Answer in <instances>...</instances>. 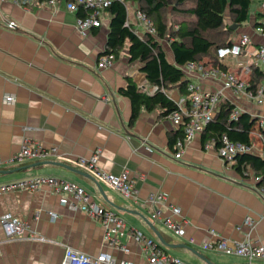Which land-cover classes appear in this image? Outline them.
<instances>
[{
	"label": "crops",
	"instance_id": "obj_1",
	"mask_svg": "<svg viewBox=\"0 0 264 264\" xmlns=\"http://www.w3.org/2000/svg\"><path fill=\"white\" fill-rule=\"evenodd\" d=\"M130 4L134 19L128 12L127 21L142 34L145 26L135 17L137 6ZM252 8L250 19L232 34V38L247 34L249 44L237 59L223 60L227 70L240 73L241 65L252 62L256 49L264 46V34L254 26V13L264 10V0L256 1ZM76 18L65 0H57L55 7L47 0H0V156L17 152L26 138L46 150L55 149L39 158L0 167V184L35 175L67 178L83 186L97 204L124 218L126 225L122 232L112 233L117 242L113 246L104 238L98 220L61 205L49 187L6 192L0 195V216L11 213L28 225V231L22 238L6 240L0 226V264H61L66 247L90 256L105 251L116 259L147 264L131 235L134 229L187 264H207L200 256L212 264H264L201 246L214 241V234L231 241L249 237L264 244V189L256 185L258 177L250 170L241 174L224 163L213 142L208 149L204 147L207 142L203 143L201 134L184 142L181 158H175L171 138L182 128L159 107H141L129 123L131 102L120 89L128 78L146 92L153 85L141 70L142 64L129 59L127 49L112 66L97 69L98 56L105 52L109 17L104 15L101 26L86 33L79 30ZM9 19L15 20L14 29L5 27ZM162 46L173 63L169 44L164 41ZM182 79L203 91H220L222 101L250 116H264V103L233 91L222 78L191 71ZM166 93L176 103L187 98L176 88ZM6 96L12 99L6 100ZM95 150H99L97 164L102 170L114 174L128 170L137 189L136 201L123 197L76 163L77 158H89ZM159 191L167 199L162 206L164 215L170 214L168 205L180 207L185 219L182 236L151 219V208L143 201ZM49 211L57 217L51 219ZM247 216L255 219L254 226L244 225ZM161 240L188 248L168 250ZM120 245L129 252L123 253Z\"/></svg>",
	"mask_w": 264,
	"mask_h": 264
},
{
	"label": "built area",
	"instance_id": "obj_2",
	"mask_svg": "<svg viewBox=\"0 0 264 264\" xmlns=\"http://www.w3.org/2000/svg\"><path fill=\"white\" fill-rule=\"evenodd\" d=\"M26 0H13L15 3H23ZM57 0H47L51 7H55ZM112 0H65V6L72 12H77L79 8L87 10L83 16H77L76 24L82 33L88 32L91 28L101 26L104 17V10ZM135 17L139 23L145 26V31L153 33L149 20L139 10H135ZM6 28L14 29L17 24L15 20L9 19L4 24ZM259 29V28H258ZM260 30V29H259ZM261 31V30H260ZM250 37L247 34H240L230 45L222 46L217 49V57L223 62L227 58L237 59L244 48L249 44ZM115 55L112 53L102 52L97 59L96 68L102 69L112 66ZM251 65L264 68V46H259L253 54L252 62L241 65V72L235 70H222L211 64L203 62H190L182 66L184 74L195 71L202 77L222 78L225 85L235 92L243 93L250 99H254L257 104L264 103V81L257 88L256 92L248 90L249 73ZM190 93L183 102H177L178 109L168 115L171 122L183 130V138L176 140L175 158H181L184 142L191 140L200 135L207 122L211 121L217 109V102L221 98L220 91H203L201 87L192 81L188 82ZM156 86H153L147 92L153 94ZM11 96H6V100H11ZM242 110L234 106L230 118L237 119ZM250 120L254 121L258 130L251 132V140L249 143L230 141L226 135L222 136V144L216 148L217 154L226 164H235L236 156L241 154H256L264 158V116H250ZM212 146V142L205 143V148ZM55 149L46 150L44 147L26 138L22 147L15 153L3 157L0 156V167L5 165H13L26 159L39 158L48 155ZM99 150L89 157H79L76 163L84 168L92 171L93 175L107 186L118 192L126 198L137 200V189L131 179L128 170L124 169L118 174L102 170L98 164ZM42 186L49 187L55 194L59 196L61 205L73 210H80L90 217L99 221L104 229V238L108 240L110 245L117 246L116 238L112 233L122 232L126 225L124 218L115 214L108 208H104L93 201L90 194L79 183L52 175H35L25 177L12 182L0 184V195L18 190L34 191ZM166 195L159 191L150 193L144 203L151 208L150 217L154 221L161 222L165 227L170 229L175 235L182 236L183 224L185 219L182 217L180 207L176 205H168L169 215L163 214V205H166ZM51 219H55L57 214L49 211ZM255 219L247 216L244 225L252 227L255 225ZM0 226L6 240L19 239L28 231V225L14 217L11 213L5 212L0 216ZM135 242L139 244L144 252L147 264H187L182 259L174 256L164 250L161 244L155 242L152 238L144 236L138 230H131ZM217 238L214 241H205L202 248L205 250L216 251L228 255H235L245 258L249 263L254 260H264V244H256L249 237L240 241H231L214 234ZM34 238L45 241L43 236L32 235ZM193 243V240H189ZM118 248L123 253H128L129 248L120 245ZM61 264H134L132 260L127 258L116 259L110 253L101 251L96 256H90L82 251L72 247H66Z\"/></svg>",
	"mask_w": 264,
	"mask_h": 264
},
{
	"label": "trees",
	"instance_id": "obj_3",
	"mask_svg": "<svg viewBox=\"0 0 264 264\" xmlns=\"http://www.w3.org/2000/svg\"><path fill=\"white\" fill-rule=\"evenodd\" d=\"M256 1L260 0H112L104 10V15L109 17L105 52L118 57L123 49H127L129 59L138 60L148 83L156 86V91L148 94L128 78L120 92L131 102L129 123L136 119L141 107L148 110L159 107L166 116L178 109L166 90L176 88L188 96V81L182 79L184 73L181 69L187 63L203 62L227 70L217 57V49L232 43L234 30L230 25L245 23L251 10L253 14L252 6ZM128 3L135 4L146 16L154 29L153 33L144 31L138 34L133 24L128 23ZM85 13L87 10L82 8L76 12L77 16ZM254 15V26L264 34V10ZM164 41L171 48L173 63L166 58L162 46ZM263 81L264 69L251 65L247 89L255 93ZM233 108L234 105L226 100L219 104L214 117L206 123L201 133L203 143L213 142L217 148L222 144L223 135L233 142H250V133L258 128L247 112H242L237 119H231ZM183 137V130L178 129L171 143L175 144L178 138ZM235 159L233 166L236 171L241 174L252 171L258 177L256 185L264 189V158L246 153Z\"/></svg>",
	"mask_w": 264,
	"mask_h": 264
},
{
	"label": "rangeland",
	"instance_id": "obj_4",
	"mask_svg": "<svg viewBox=\"0 0 264 264\" xmlns=\"http://www.w3.org/2000/svg\"><path fill=\"white\" fill-rule=\"evenodd\" d=\"M260 6V5H259ZM258 6V7H259ZM127 7H128V12L130 13V18H131V20L133 21V19H134V9H133V6L130 4V3H128V5H127ZM262 7V6H261ZM252 14V10H251V13H250V15ZM169 18H170V15H169ZM226 19H227V21L229 22L230 21V19H229V17L226 15ZM249 19H250V16H249ZM248 19V20H249ZM247 20V21H248ZM171 21H172V17H171ZM246 21V22H247ZM237 35H239V34H237ZM166 42V41H165ZM222 102V98H220V100H219V102H217V107L219 106V104ZM168 250L169 249H173V250H176V251H182V250H184V249H182V248H167ZM263 262H264V260H262Z\"/></svg>",
	"mask_w": 264,
	"mask_h": 264
},
{
	"label": "water",
	"instance_id": "obj_5",
	"mask_svg": "<svg viewBox=\"0 0 264 264\" xmlns=\"http://www.w3.org/2000/svg\"><path fill=\"white\" fill-rule=\"evenodd\" d=\"M239 27V25L238 24H231L230 25V28L232 29V30H236L237 28ZM161 242L164 244V245H166V246H168V247H171V248H174V247H187L188 248V246H186V245H184V244H170V243H168V242H165L164 240H161ZM197 255H199L198 253H197ZM200 256V255H199ZM207 264H212V263H210L206 258H204L203 256H200Z\"/></svg>",
	"mask_w": 264,
	"mask_h": 264
}]
</instances>
